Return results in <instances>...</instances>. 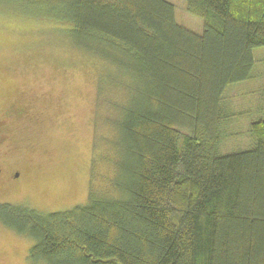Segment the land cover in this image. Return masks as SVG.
<instances>
[{
	"label": "trees",
	"instance_id": "1",
	"mask_svg": "<svg viewBox=\"0 0 264 264\" xmlns=\"http://www.w3.org/2000/svg\"><path fill=\"white\" fill-rule=\"evenodd\" d=\"M186 3L200 32L166 0H0L61 24L124 94L111 101L113 192L50 213L0 203V221L31 239L32 263L264 264V108L252 146H218L225 89L249 79L264 46V0Z\"/></svg>",
	"mask_w": 264,
	"mask_h": 264
},
{
	"label": "rangeland",
	"instance_id": "2",
	"mask_svg": "<svg viewBox=\"0 0 264 264\" xmlns=\"http://www.w3.org/2000/svg\"><path fill=\"white\" fill-rule=\"evenodd\" d=\"M174 4L176 22L200 32L202 19ZM249 79L227 85L218 146H252L251 120L264 108V46L254 49ZM105 64L77 49L61 24L0 10V203L39 212L65 211L84 204L88 193L113 192L116 150L114 106L124 94L98 80ZM103 80V81H102ZM97 82L101 95H97ZM21 118L10 119L6 115ZM31 239L0 221V264L32 263Z\"/></svg>",
	"mask_w": 264,
	"mask_h": 264
},
{
	"label": "flooded vegetation",
	"instance_id": "3",
	"mask_svg": "<svg viewBox=\"0 0 264 264\" xmlns=\"http://www.w3.org/2000/svg\"><path fill=\"white\" fill-rule=\"evenodd\" d=\"M18 111V116L16 117L15 116V113L13 114V115H6V117H8V118H10V119H16L17 120V118L18 117H20L21 118V116H22V113H23V111L22 110H20V109H17ZM4 120V119H3ZM3 120H1L0 119V140L1 139H3L5 136H4V133H2V131H3V127H4V124H5V121H3Z\"/></svg>",
	"mask_w": 264,
	"mask_h": 264
}]
</instances>
